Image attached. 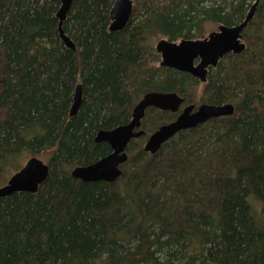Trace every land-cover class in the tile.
<instances>
[{
	"label": "trees",
	"instance_id": "16d2710c",
	"mask_svg": "<svg viewBox=\"0 0 264 264\" xmlns=\"http://www.w3.org/2000/svg\"><path fill=\"white\" fill-rule=\"evenodd\" d=\"M114 3L73 0L63 25L72 50L59 34L60 0H0V186L25 156L50 168L36 194L0 198V264H264V213L253 205L264 206V0L243 32L245 52L226 55L206 84L161 67L157 40L241 24L251 0H134L119 32ZM149 92L232 104L235 114L152 155L148 137L178 115L149 109L116 182L74 179L111 153L97 134L128 124Z\"/></svg>",
	"mask_w": 264,
	"mask_h": 264
},
{
	"label": "water",
	"instance_id": "95a60500",
	"mask_svg": "<svg viewBox=\"0 0 264 264\" xmlns=\"http://www.w3.org/2000/svg\"><path fill=\"white\" fill-rule=\"evenodd\" d=\"M134 0H115L111 11L112 24L110 30L119 32L129 24L133 13ZM260 0H256L248 12L245 20L235 26L221 25L218 31L210 33L201 40H182L170 42L161 39L156 44V52L161 56L160 66L186 73L197 78L202 84L207 83L209 69L218 67L220 61L228 54L240 55L246 50L243 41V32L254 19ZM61 6L57 13L59 19V34L65 45L76 50L75 44L65 34L63 25L67 20L73 0H60ZM83 89L79 84L74 94V102L70 116L74 117L82 103ZM185 103V98L177 93L149 92L143 96L135 106L132 118L126 125L113 130H101L96 138L97 144L105 143L111 148V153L99 161L88 165L76 167L71 175L74 179L84 183L107 182L114 183L122 176L121 167L128 162L127 149L133 140L146 135L142 129L143 120L147 110L157 109L162 112L178 114ZM235 114L232 104L210 105L203 104L186 106L177 119L169 124L162 125L151 134L144 151L155 155L170 140L179 133L193 130L210 120L231 117ZM49 165L37 157L30 158L26 164L8 182L0 187V198L9 197L15 193L36 194L40 186L49 176Z\"/></svg>",
	"mask_w": 264,
	"mask_h": 264
},
{
	"label": "rangeland",
	"instance_id": "374dc122",
	"mask_svg": "<svg viewBox=\"0 0 264 264\" xmlns=\"http://www.w3.org/2000/svg\"><path fill=\"white\" fill-rule=\"evenodd\" d=\"M251 2H253V4L255 3V1L254 0H251ZM218 28H219V25H216V24H207V27H206V37L210 34V33H212V32H215V31H218ZM161 40V39H160ZM160 40H157V42H156V44L158 43V41H160ZM155 44V45H156ZM201 87L199 88V94H201ZM198 103V102H197ZM33 157H37V158H39L40 160H42V161H44L46 164H47V160L45 159V157L43 156V155H41V156H33ZM30 158H32V156L31 155H29V156H25V157H23V158H21V167H23L25 164H26V162L30 159ZM10 177L11 176H9L7 179H6V181H5V184L8 182V180L10 179ZM4 184V185H5ZM3 186V185H2ZM1 187V186H0ZM252 201V200H251ZM253 205H254V208L256 209V211L257 212H259L258 214H263L264 213V206L262 205V204H259L258 202H254L253 203ZM256 212V213H257ZM264 217V216H263ZM264 220V219H263Z\"/></svg>",
	"mask_w": 264,
	"mask_h": 264
},
{
	"label": "flooded vegetation",
	"instance_id": "af4514ba",
	"mask_svg": "<svg viewBox=\"0 0 264 264\" xmlns=\"http://www.w3.org/2000/svg\"><path fill=\"white\" fill-rule=\"evenodd\" d=\"M206 38V37H205ZM217 68V67H216ZM211 69V68H210ZM209 69V70H210ZM212 69H214V68H212ZM206 84V83H205ZM191 105H193V104H191ZM186 106H188V105H186V101H185V103L183 104V106H182V108H181V110H180V112L179 113H181L182 111H183V109L186 107ZM196 107H199V106H197V105H195ZM179 113L177 114V115H179Z\"/></svg>",
	"mask_w": 264,
	"mask_h": 264
}]
</instances>
